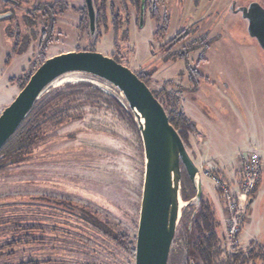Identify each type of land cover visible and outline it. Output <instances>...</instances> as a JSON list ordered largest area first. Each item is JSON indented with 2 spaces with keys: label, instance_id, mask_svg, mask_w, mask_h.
<instances>
[{
  "label": "rangeland",
  "instance_id": "1",
  "mask_svg": "<svg viewBox=\"0 0 264 264\" xmlns=\"http://www.w3.org/2000/svg\"><path fill=\"white\" fill-rule=\"evenodd\" d=\"M10 1L0 0V114L43 56L95 50L116 58L144 76L148 87L164 101L168 95H176L182 110L195 113L206 123L208 135H200L198 128L196 133L189 131L185 145L196 166L207 172V177L202 176L206 193L202 192L214 208L222 209V204L224 210L225 205L224 192L213 179L238 193L244 180L243 154L254 147L259 154L261 150L260 180L246 223L254 239L240 236L236 251L226 246L222 241L227 221L224 212L223 227L218 229L222 240L215 249L217 264H227L229 254L239 253L243 258L253 253L256 259L247 264H264V50L250 37L241 12L232 10L234 3L236 9L253 2L264 7V0H164L158 5L157 18L146 10L142 25L138 6L132 1L98 0V43L88 30L84 0ZM55 3L61 11L56 10L51 44L42 55L43 12L37 16L34 10ZM26 15L32 26L27 25ZM115 25L120 29L117 38ZM17 35L18 48L23 50L19 53L14 52ZM78 83L85 86L66 88ZM58 88L74 94L76 104L88 99L83 101L87 111L73 126V141L64 144L51 138L45 144L46 152L36 153L46 154L44 158L0 168V264L29 259L56 264H126L127 257V264H135V258L131 261L124 249V240L125 235L137 237L141 208L145 157L138 128L126 114L116 112L110 97L119 102L123 98L108 83L85 74H69L45 93ZM199 88L194 96L189 94ZM230 154L236 162L216 175L211 163L218 164L214 157ZM232 158L222 161L228 163ZM80 215L94 224L89 244L79 234L86 226ZM97 235L101 237L98 243ZM197 238V232L187 237L186 228L179 223L169 264H192L193 257L203 264L191 247Z\"/></svg>",
  "mask_w": 264,
  "mask_h": 264
},
{
  "label": "water",
  "instance_id": "2",
  "mask_svg": "<svg viewBox=\"0 0 264 264\" xmlns=\"http://www.w3.org/2000/svg\"><path fill=\"white\" fill-rule=\"evenodd\" d=\"M90 34L96 33L93 0H84ZM248 21V32L264 50V7L253 2L236 9ZM145 0L140 8L143 23ZM85 74L100 79L122 96L131 110L141 136L145 173L136 237L135 264H169L182 210L200 201L203 180L200 170L184 146L181 135L169 121L161 102L139 76L115 59L95 51L70 52L48 58L30 77L13 102L0 114V149L27 118L36 101L58 79L69 74ZM196 187L190 202L182 200V175ZM181 204L183 206L181 207ZM195 264V262H191Z\"/></svg>",
  "mask_w": 264,
  "mask_h": 264
},
{
  "label": "trees",
  "instance_id": "3",
  "mask_svg": "<svg viewBox=\"0 0 264 264\" xmlns=\"http://www.w3.org/2000/svg\"><path fill=\"white\" fill-rule=\"evenodd\" d=\"M3 1L12 3V1L10 0H3ZM130 1H132L134 4H137L138 11L140 14L142 0H130ZM148 1L152 2L154 6L149 7ZM161 1L163 2L164 0H145V12L148 9L151 16L153 18H157L159 16L158 5ZM93 4L96 12V33L94 37L92 36L91 37L93 38V40L96 39L98 43L99 40L98 38L99 35L97 33L98 21H99L98 0H93ZM85 8L86 5L84 9ZM60 9L61 6L55 3L52 5L44 4L39 6L38 9L34 10V13H36L37 16L39 13L43 12L42 18L44 20L43 21L44 31L42 33V37L39 44L42 55H44L43 52H45L49 48V45L51 44V38L57 23L55 19L57 15L56 10L59 11ZM85 15L88 17L87 8L85 9ZM26 16H27L26 17L27 25L32 26L33 25L32 21H29L28 15ZM47 22L48 25L46 26ZM88 30L90 33L89 19H88ZM119 30L120 29L118 28V26L115 25L114 34L116 38L120 32ZM19 44L21 46L20 36L17 35L16 45L14 47L15 53H19L22 50V47L18 48ZM91 51H95V50H91ZM21 52H23V50ZM47 59H48L47 57L43 56L41 60L42 63L39 66H41ZM114 59L117 62L121 63L116 58ZM39 66L35 67V70L28 74V76L25 78L24 82L21 85L20 91L25 87L30 77L34 74V72L38 69ZM138 76L142 81H144L148 85V80H146L144 76L140 74ZM83 84L84 83L68 85L66 88L70 89V88L85 86ZM63 90H64L63 88H58L48 93H44L36 101L34 107L28 114L27 118L16 130V132L10 137V139L5 143V145L0 149V168H4L16 164L28 163L30 161L35 160V157L44 158L46 154H43L42 156L41 153L39 154L36 153L38 151L46 152L45 147H47L48 143H50L51 138H55L56 141L63 142L64 144H67L68 141L70 142L75 139L76 133L73 126L76 125V122L78 123L79 120L81 121L84 118L87 111L84 108V106L86 104L85 102L88 99H86V101L83 100L85 102L82 101V103L76 104L78 100L72 98L74 94L70 92L67 93ZM152 92L154 96L161 102V104L165 108L170 123L174 128H176L178 133L181 135L184 146H186L185 143L189 138L188 132L191 131V133L193 132L196 133V129H197L196 124L192 122L185 115L184 111L182 110L181 101L178 97H176V95L175 96L172 95V98H170L171 97L170 94L168 95L169 99L164 101L162 98H160L158 94H156L154 91ZM110 98H111L110 100L112 101V103L116 108V112H118L119 114L122 113L126 114L133 122H135L133 119L132 112L128 108L124 100L122 102H124L125 105L122 102H119V100L114 96H111ZM122 104L128 110L127 112ZM45 144L47 145L45 146ZM204 191L205 189L203 188V192ZM181 193H182V200L185 203L190 202L197 195L196 187L194 183L190 181V179L188 178L185 169H183ZM204 193H206V191ZM62 195L64 197V193ZM50 197L53 198L52 196ZM67 197H69V195H67ZM212 206L213 204L211 202L204 199V194H203L198 204L190 203V205H187L186 207L183 208L180 219V223H183L184 227L186 228L187 237L190 238L194 232L198 233V238L194 243H192L191 247H193L194 252L198 255L200 261L203 264H217L216 255H218V253H216L217 250L215 249V246H217L216 244L222 240V239L220 240V238L218 237V229L223 227V220L221 219V215L219 213L218 207H216L215 205V208L214 206L212 208ZM84 217L86 218L85 215L84 216L80 215L79 219L81 220L82 224H86L87 227L85 226V228L82 229L79 234L80 236L82 235L81 237H83L85 243L88 242L89 244L91 242L90 240L93 239L92 230H94L93 229L94 224H92L91 222H87V220ZM95 227H97V225ZM88 233H90V235ZM125 236L126 239L124 240L125 241L124 249L127 253L130 254L131 261H133V259L135 258L136 235H133L132 239L129 238V235L128 236L125 235ZM116 237H118V235ZM127 239L128 242H126ZM224 239L222 240L223 242L225 241ZM100 240L101 237L97 235L96 243L100 242ZM86 247L87 245H85L84 248ZM96 247L99 248L98 244ZM95 251L98 252L99 250H95ZM254 257L255 256H253V253H251L250 256L247 258H243L242 253L234 254V255L229 254L227 256V261H228L227 264H240V263L247 264L250 263L251 259H256ZM129 261L130 259L129 257H127V262ZM192 261L195 262V264H197L194 257ZM17 264H56V263H54L52 260L29 259L27 262H20Z\"/></svg>",
  "mask_w": 264,
  "mask_h": 264
},
{
  "label": "built area",
  "instance_id": "4",
  "mask_svg": "<svg viewBox=\"0 0 264 264\" xmlns=\"http://www.w3.org/2000/svg\"><path fill=\"white\" fill-rule=\"evenodd\" d=\"M240 165V163H239ZM241 167L243 169V185L240 191L235 194L231 188L220 179L214 178L217 188L224 192L222 195V203H224V214L226 215V234L224 236V244L230 245L233 251L237 250L236 245L240 241L242 235L251 237L246 230L248 220V209L252 204V196L256 193L259 184V176L261 166V156L258 148H252L243 154ZM201 176L207 177L203 167H199ZM253 238V237H251ZM254 239V238H253Z\"/></svg>",
  "mask_w": 264,
  "mask_h": 264
},
{
  "label": "crops",
  "instance_id": "5",
  "mask_svg": "<svg viewBox=\"0 0 264 264\" xmlns=\"http://www.w3.org/2000/svg\"><path fill=\"white\" fill-rule=\"evenodd\" d=\"M198 90H200V88L199 89H197V91H191V92H189V94L191 95V96H194L195 94H197L199 91ZM204 92H205V90H203ZM188 94V95H189ZM197 105H199V107H203V106H200L201 104H196V106ZM194 106L195 105H191V107H193L194 108ZM184 108H185V110L187 109V110H189L188 109V107H187V105H186V107L184 106ZM200 108V109H201ZM184 111V110H183ZM185 112V115L192 121V122H194L196 125H197V128L199 129V133H200V135L202 134L203 136H205L207 133H206V130H207V126L205 125L206 123H203V122H201L200 121V119L199 118H197L196 116H195V113H192V112H188V111H184ZM208 131V130H207ZM208 135V134H207ZM204 142V141H203ZM202 142V143H203ZM209 151H210V149H209ZM260 154H261V150H260ZM212 156V155H211ZM214 158H216V162L218 163V164H216L215 162H211L212 164H213V166L214 167H212V168H214L215 170H216V175L217 174H219L221 171V173H223L224 172V170H225V167H228V169H230V165H228V164H232V163H235L236 162V159L233 157L232 158V155L230 154V156L228 157V156H223V157H214ZM229 159V158H232V160L231 161H229L228 163H223V159ZM261 158H262V154H261ZM262 160V159H261ZM220 161H222V162H220ZM223 163V164H222ZM224 164H226V166L224 165ZM228 165V166H227ZM231 167H233V166H231ZM219 203H220V201H219ZM253 203L254 202H252V204L251 205H253ZM220 206V205H219ZM221 207H222V209L220 208L219 209V207H218V210L220 211V215L222 216V220H223V218H224V210H223V205L221 204ZM226 216V215H225ZM226 218V217H225ZM223 223H224V220H223Z\"/></svg>",
  "mask_w": 264,
  "mask_h": 264
},
{
  "label": "bare ground",
  "instance_id": "6",
  "mask_svg": "<svg viewBox=\"0 0 264 264\" xmlns=\"http://www.w3.org/2000/svg\"><path fill=\"white\" fill-rule=\"evenodd\" d=\"M183 206V204H181V207Z\"/></svg>",
  "mask_w": 264,
  "mask_h": 264
}]
</instances>
